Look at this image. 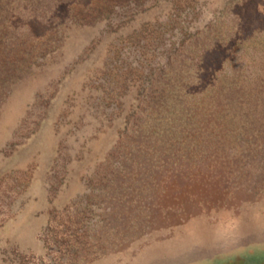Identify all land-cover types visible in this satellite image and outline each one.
<instances>
[{
  "label": "rangeland",
  "instance_id": "rangeland-1",
  "mask_svg": "<svg viewBox=\"0 0 264 264\" xmlns=\"http://www.w3.org/2000/svg\"><path fill=\"white\" fill-rule=\"evenodd\" d=\"M0 264H264V0H0Z\"/></svg>",
  "mask_w": 264,
  "mask_h": 264
}]
</instances>
